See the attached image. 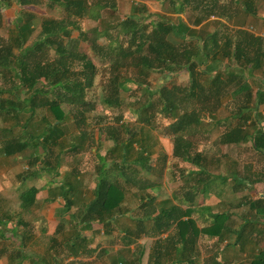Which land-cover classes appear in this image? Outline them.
I'll use <instances>...</instances> for the list:
<instances>
[{
    "label": "trees",
    "instance_id": "obj_1",
    "mask_svg": "<svg viewBox=\"0 0 264 264\" xmlns=\"http://www.w3.org/2000/svg\"><path fill=\"white\" fill-rule=\"evenodd\" d=\"M47 1L49 9L61 10L64 15L42 17L38 34L30 40L36 22L34 13L26 7L36 6L41 0H0V21L8 7L16 12L10 23L3 24L6 34L0 35V117L9 124L0 128V150L4 156L25 157L29 166L40 165L50 178L52 174H60L62 152L68 149L73 152L86 142L79 134L89 128V112L95 108L86 92L100 70L108 76L101 98L104 106H123L121 91L129 89L143 90L147 97L132 108L137 120L144 123L139 127L141 131L130 132L129 124L119 123V118L113 128L102 127L95 141L99 142L104 131L114 144L105 155L95 153L99 163L95 168L93 195L83 202L77 214H71L74 218L79 215L81 225L65 239L63 251L52 237L54 244H50V251L38 263L63 264V258L71 256L73 260L65 264H90L81 258L90 252L87 246L91 240L82 230H92L95 225L112 227L117 217L129 213L126 217L133 224L121 230L125 247L144 234L167 233L164 238L159 236L152 241L147 264H223L217 258L218 253L202 257L200 237L207 235L218 245L229 235L230 216L226 211H213L211 205L199 199L207 194L227 197V184L231 180L229 189L233 192L241 189L240 198L248 199L261 174L250 171L251 160L244 162L247 166L240 171L242 174L239 169L231 174L212 173L204 155L194 149L191 128L200 126L208 134L211 126L218 125L222 127L219 143L239 146L248 141L259 157L264 156V114L259 110L264 103V32L257 35L248 28L256 26L261 16L257 0H160L167 1L171 12L177 14L187 7L198 12L192 25L181 18L172 22L162 13L149 11H137L140 12L137 16L133 10L120 18L113 0ZM104 13H109L111 19L105 20ZM153 15L156 18L151 19ZM210 15L215 16L212 22L227 21L222 24V32L206 29ZM242 16L249 19L240 21ZM84 18L98 20L102 26L84 30L80 24ZM75 30L79 33L77 37L72 34ZM120 36L124 41L118 39ZM100 38H107V42L99 43ZM78 40L88 45L91 55L79 48ZM98 62L102 65L98 66ZM128 66L136 70L135 78L122 76L121 70ZM180 70L188 73L185 85L167 86L160 82L157 88L150 89L146 84L153 71L170 78ZM250 80L260 82L261 86L257 88ZM129 83L134 87L128 86ZM225 99H230L232 106L227 107V115L216 118L215 113ZM39 110L48 111L50 118L45 115L41 117L43 121L32 122ZM203 113L209 121L201 118ZM158 115L168 120L165 128L174 136L173 155L189 164L190 169L172 196L160 202L158 208L151 203L152 194L141 191L140 203L131 210L122 205L131 184L125 178L124 168L136 171L139 166L146 167L153 146L147 144L143 134L146 126L158 120ZM70 126L74 129L75 143L65 140ZM112 130L119 131L115 134ZM120 131L128 137L122 138ZM133 149L134 155L129 159ZM27 150L30 152L25 154ZM107 158L119 169V177L110 182L106 181L111 168ZM63 178L54 192L60 193L67 211L78 203L75 197L81 175L71 168ZM146 186L153 189L150 183ZM37 191L35 186H29L19 193L22 209L29 210L34 205ZM2 213L0 225L5 226L7 213ZM20 222L23 226V221ZM19 226L11 223L8 229L17 236ZM25 226L26 223L22 237L29 230ZM0 237H4L1 228ZM108 250L100 249L98 254H107ZM11 255L19 261L24 257L20 247ZM142 255L140 251L135 260L117 257L112 264H140ZM250 264H264V252Z\"/></svg>",
    "mask_w": 264,
    "mask_h": 264
},
{
    "label": "rangeland",
    "instance_id": "obj_2",
    "mask_svg": "<svg viewBox=\"0 0 264 264\" xmlns=\"http://www.w3.org/2000/svg\"><path fill=\"white\" fill-rule=\"evenodd\" d=\"M94 1V0H90ZM117 7V13L120 15V18H124L126 15L130 14L131 12H134L133 10H136L137 16H139L140 12L137 11H149V12H159L165 15L166 17H169L172 22H176L178 18L183 19L184 21H188L191 25L194 19V16L199 14L198 12L192 10L190 7H187L183 12L181 13H174L170 10V5L167 1L160 2V0H113ZM227 1V0H219ZM47 0H41V2L36 6H27L26 9L31 10L35 15V30L33 33V36L30 40L35 38V36L38 34V31L40 29V20L43 17H55V18H62L64 13L61 10L57 9H49ZM257 7L260 10L261 17L263 16L262 23L264 22V0H257ZM144 5V6H143ZM17 8V7H16ZM2 20L0 21V35L6 34L3 30V24L7 25L10 23L14 15L16 14L15 10H13V7H8L2 12ZM103 17L105 20L111 19L109 13H104ZM152 18H156L155 15H153ZM141 19V18H140ZM246 19V16L240 17V21ZM249 17L246 19L248 20ZM148 19H145L146 22ZM215 20V16L210 15V21L206 22L207 30H218L222 32L224 30L223 23H227L225 19H219L221 23L212 22ZM82 29L87 30L93 26H99L101 27L102 24L98 20L88 19L84 18L80 22ZM205 24V25H206ZM218 24V25H217ZM204 25V27H205ZM217 25V26H215ZM264 25V23H263ZM198 27V26H197ZM257 25L255 26H249L248 28L251 30L256 29ZM73 37L78 36V31H73ZM121 41H124L121 36L118 38ZM29 40V42H30ZM175 41H179V39H174ZM107 42V38H100L99 43L105 44ZM77 44L79 48H82L85 50L86 53L91 55L90 49L88 48V45H86L85 42L78 40ZM98 66H101V63H97ZM103 71V70H102ZM100 70V73L96 75L94 79L93 86L86 92V98L94 105V110L89 112L88 121H89V128H87L84 132L80 133L79 135L84 136L86 138V142L83 144V146L80 148V146L75 149V151L64 150L61 154V164L59 166V170L61 171L60 174L55 175L52 174V177L49 181H52L53 178V186L52 188H55L58 186L62 181L65 172H68L71 168L77 169L78 172L81 175L80 181L81 185H79L78 191L82 193L81 195L79 192L77 193L78 196H76L77 204L73 205L71 209L65 211L63 208V199H60V197L56 198L55 200L50 201H44L42 200L43 196L40 195V198L38 199L39 203L37 207H32V210H24L20 207V200H19V193L27 188L30 185L33 184H39L46 185L48 184L49 176H45V171H42L40 168V165H32L29 166L27 163V159L24 157L21 158H15L14 156H4L2 150H0V217L3 216L4 213H7L6 218V224L5 226L0 225V228L3 230L5 235L7 237L11 236L10 231L8 228L11 227V223H17L19 224V228L24 226L26 223V226L24 228L32 229L35 228V226H41L44 222L47 224L50 223L54 229L52 236L56 239V241L59 243L57 246L58 249L64 250L66 247H63L65 244L64 241L68 236H72V232L76 229H79L81 222H79V215L77 217H72L73 214H77V210H79L80 207L83 206V202L87 201L89 198L92 197L94 192V187L96 184V171L95 168L97 164L99 163V160L95 156V153H99L101 156L108 153L107 150L112 148L114 142L112 139H109L107 134L103 131L101 137L99 138V142L95 141V139H98L99 132L101 131L102 127H111L115 126L117 119L120 120V122L124 121L129 124V128L131 131H141L140 126L144 124L143 122H139L137 120V116L132 111L133 107L139 106V102L145 101L147 95L144 93L143 90H137L136 89H129L128 91H121V99L123 106H113V107H106L102 104L101 98L103 96V93H105L106 88V80L108 78L107 75H105ZM122 76H126L127 78H135L136 70L133 66H128V68H124L121 70ZM170 78H163L158 72L153 71L150 73V75L147 77L146 84L150 87V89L157 88L158 84L160 82H163L167 86H171V83H174L176 85H185L188 83V73L186 70H180L176 72L175 74L171 75ZM250 82L256 86L257 88L261 86L260 82L256 80H250ZM128 86L134 87L132 83H129ZM138 95V96H136ZM232 102L230 99L223 100V106L220 107L216 113L215 117L220 118L225 115H227V107H231ZM259 110L262 112L264 111V103L259 106ZM45 115H48L50 118V114L46 110H39L37 111L35 117L32 119V122H41L43 121L41 117H44ZM201 118L204 120L209 121L207 116L203 113L200 114ZM0 117V128L4 125L7 126V122L5 123ZM261 118V117H259ZM156 119V118H155ZM158 120H154L151 125L146 126L144 134L146 136L147 144L153 146V150L150 154V158L147 161V165L145 168H141L139 166L136 171H132L131 169H127L125 167V178H127L131 184L128 185V189L126 191L125 197L127 198V201H125V206L129 207L131 210L134 209L135 206H137L139 202V194H141V190L144 189L152 196L159 198H165L173 192L174 189H176L183 181V176L185 173L190 169V165L181 160L179 157H175L173 155V147H174V136L169 135L167 133V129L165 126L168 123V120L161 118L160 115L157 117ZM262 119V118H261ZM234 122V120H233ZM232 122V123H233ZM263 122V119H262ZM9 123V122H8ZM222 127L218 125H214L210 127V132L208 134H204L203 129L201 131L200 126L194 127V129L191 128L192 133V139L195 142L194 149H198L201 154L204 155L206 158V164L209 167L210 171L212 173L216 174H231L233 173V170L236 168L243 167L244 162H249L251 160L252 162L248 163L252 165L249 166V168H255L253 171L252 168L250 171L252 173H258L260 174V181L257 183V191L258 192H264V156L259 157L258 153L255 152L251 146L250 142L242 143L241 145H228V144H221L218 142V138L221 133ZM70 131L65 136V140L68 142L75 143L76 140L73 139L74 129H72V126H70ZM115 134L118 133V131ZM206 131V130H204ZM130 132L128 134H130ZM78 133V132H77ZM2 133L0 132V135ZM121 137L127 138L128 135H123L122 131H120ZM183 141L181 142V144ZM180 144V145H181ZM196 147V148H195ZM134 149H137L136 144L134 145ZM134 149L131 150L129 159H132L131 157L134 155ZM30 150H27L25 154H28ZM239 158L240 162L236 161V159ZM109 162L108 167L110 168V173L106 177V181L110 182L112 180H116L119 177V169L116 167L114 168L111 165L110 158H107ZM52 160V158H51ZM247 166V165H244ZM236 167V168H235ZM248 170V169H247ZM246 170V171H247ZM34 173H37L36 176H33ZM26 176V178H25ZM38 176V178H37ZM256 177V176H255ZM135 178V180H134ZM120 179V178H119ZM121 180V179H120ZM233 181H229L227 184V190H226V196L229 197V199L233 198L234 192L231 191L229 188L231 186V183ZM151 184L156 187L153 190L145 189L147 186L146 184ZM134 184V185H133ZM262 184V185H261ZM141 189V190H140ZM159 189V191H158ZM42 193V192H41ZM255 193V192H254ZM154 197V199H155ZM206 200H209V196L205 198ZM148 201V200H147ZM154 202V201H153ZM151 202V203H153ZM124 203H122L123 205ZM43 208H45V211H43ZM2 209V210H1ZM64 210V211H63ZM43 211L45 215L49 216L50 219L54 220H47V218H44L43 220H40L39 213ZM2 213V214H1ZM53 213L54 215H52ZM56 213V215H55ZM72 214V215H71ZM44 215V214H43ZM44 215V216H45ZM38 216V217H37ZM56 216V219H55ZM125 214H121L119 217H117L116 220H114V223L112 227L104 229L103 226L96 225L92 230H82V234L86 235L87 238H91L90 243L88 244V249L90 252H87V254L83 255L81 258L83 259V262H88L90 264H112L113 259L124 257L127 260H135L138 256L139 247L141 246H147V249L145 250V253H143V256H141L140 264H147L148 261V253L150 246L152 244V239H145V238H135V240L130 244V247H124L125 240L121 238L122 232L120 231L127 225H132L133 222H131ZM38 219H37V218ZM20 221H23V226ZM35 224H34V223ZM77 222L78 224H75ZM5 227V228H4ZM39 229V227H38ZM106 230H109V233L106 232ZM0 237V244H7L12 245L13 241L12 238L7 239V237ZM11 240V243L8 242ZM19 239H15L14 242L17 243V246H21V250H23L22 241ZM39 240H46L43 237ZM50 241V242H49ZM200 241L205 244L203 241V236L200 237ZM49 244H54L51 239H48ZM138 242V243H137ZM136 244H139L138 246ZM6 246V247H7ZM108 248L109 252L107 254H98L100 249ZM130 248V250H129ZM204 248V247H203ZM131 249H134V252H132ZM92 251V253H91ZM64 254V253H62ZM99 255V256H98ZM70 259H67V261ZM66 261V262H67ZM65 262V263H66ZM73 262V261H72ZM63 264L64 260L62 261ZM119 264V263H118Z\"/></svg>",
    "mask_w": 264,
    "mask_h": 264
},
{
    "label": "crops",
    "instance_id": "obj_3",
    "mask_svg": "<svg viewBox=\"0 0 264 264\" xmlns=\"http://www.w3.org/2000/svg\"><path fill=\"white\" fill-rule=\"evenodd\" d=\"M259 17H260L259 21L258 23H256L257 27L256 29L253 30V32H255V34L257 35H262L264 32V25H263L264 22L262 23L263 16L262 17L259 16ZM252 26H254L255 28V24L251 25V27ZM236 161L240 162V159L237 158ZM244 165L246 164L243 163V167L241 168L235 167L237 170L239 169L238 173L242 174V172L245 169ZM252 170L254 171L255 168L253 167ZM59 173H61V171H59ZM44 175L49 176L47 172H45ZM49 180H50V177L48 179V184L46 185L43 184L40 186L37 183L30 185V186H35L36 188H38V191L36 193L35 203L33 206L29 208L28 211L32 210V207L34 206L35 207L39 206L38 199L40 198V195L43 196L42 200L44 201H50L53 199L55 200L57 197L58 198L60 197V199H63L60 193L55 194L56 192H54V188H52L53 178L51 179L52 181H49ZM257 183L258 182L253 184V191L249 193L248 199H244V200L240 198V195H242L243 193L241 189L234 192V196L232 199L231 198L229 199V197L220 198V197L215 196L214 194H207L205 197H203V199L202 197H200L199 201L203 200L204 204L211 205L213 207V211H220V212L226 211L230 216L228 219V222L232 224L230 231H228L229 233L228 237H226L218 245L215 244V242L213 241V239H211V237H208L207 235H203V241L205 242V244L202 243V241H200L203 245L201 246L202 249L200 248L202 251V257H204V255L210 256V254L218 253L217 258L220 261V263H223V264H250V262L254 261L255 259H258V258L260 259V257L262 256L264 252V192L257 191L256 189ZM155 188L156 187H154L153 189ZM145 189H150V188L146 187ZM153 189H150V190H153ZM141 191L144 192L146 190L142 189ZM172 193L173 192H171V194L165 198H160V200L159 198L154 196L155 199L153 197V201H154L153 204L158 208L160 202L162 203L166 198L171 197ZM207 196H209V200L205 199ZM125 201H127V198H125ZM125 201H124V204H125ZM254 202H257V203L254 205ZM42 209L43 211H45V208L42 207ZM43 211L39 213V217L37 216L38 218H40V220H43L44 218H47V220H54V218L50 219L49 216H47L48 214L45 215ZM51 214L54 215L53 213ZM126 215L128 216L129 213H126ZM56 216H55V219H56ZM38 227L35 226V228H33V225H32V229L26 230L25 236L23 237H22V234H23L22 232L24 231L23 227H21L22 229L19 228V230H17L18 232L17 236L13 235L10 232L11 236L7 237L5 233L3 232L4 236H6L7 239L12 238V240L15 241V239L17 238L21 240L22 245H24L23 250L25 249V253L23 251L24 257L21 261H19V259L12 257L11 253L14 252L17 248L19 247L21 248V246L18 247L17 243L14 241L12 245H8V246L7 244H2V245L0 244V264H13L15 262L16 264L17 263L18 264H39L38 263L40 262L39 260L43 258L50 251V244H49L50 241L48 242V239H51L53 237L52 234H53L54 229H52L53 226L50 223L47 224L46 222H44L43 225L38 226ZM94 227H96V225ZM121 232L122 234L124 233L123 231H120V233ZM166 235L167 233H162L160 235L144 234L140 238L155 240L159 236L164 238ZM42 237L46 240L44 241L39 240ZM8 242L11 243V240ZM136 245L138 246L139 244H136ZM128 247H130V245H128ZM146 249H147V246H142V247L140 246L138 255L140 254V251H143V253H145ZM150 249H151V246H150ZM150 249H149V252H150ZM131 250L132 252H134V249H131ZM67 259L73 260L71 256L64 257L63 258L64 263L67 261Z\"/></svg>",
    "mask_w": 264,
    "mask_h": 264
},
{
    "label": "water",
    "instance_id": "obj_4",
    "mask_svg": "<svg viewBox=\"0 0 264 264\" xmlns=\"http://www.w3.org/2000/svg\"><path fill=\"white\" fill-rule=\"evenodd\" d=\"M109 164V162H107V165Z\"/></svg>",
    "mask_w": 264,
    "mask_h": 264
},
{
    "label": "built area",
    "instance_id": "obj_5",
    "mask_svg": "<svg viewBox=\"0 0 264 264\" xmlns=\"http://www.w3.org/2000/svg\"><path fill=\"white\" fill-rule=\"evenodd\" d=\"M262 113L264 114V111Z\"/></svg>",
    "mask_w": 264,
    "mask_h": 264
}]
</instances>
